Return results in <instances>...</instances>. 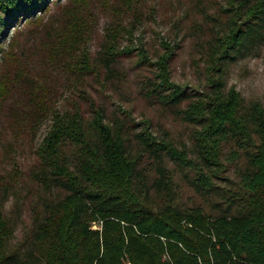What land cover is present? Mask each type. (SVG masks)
Listing matches in <instances>:
<instances>
[{
  "label": "trees",
  "instance_id": "trees-1",
  "mask_svg": "<svg viewBox=\"0 0 264 264\" xmlns=\"http://www.w3.org/2000/svg\"><path fill=\"white\" fill-rule=\"evenodd\" d=\"M53 1L0 0V60L16 48L14 35L21 22L37 20L43 25V45L54 65L80 57L84 61L80 68L66 66L74 77L91 73L93 64L99 67L96 74L111 70L119 58L132 53V48L117 45L123 33H134V17L127 24L130 30L121 32L117 21L107 28V38L93 56L83 50L92 37L94 21L93 12L85 10L89 0H69L57 14L43 19ZM105 5L113 6L109 0ZM222 9L227 29L207 39L202 90L186 95L172 81L174 48L166 39L160 41L154 62L143 48L138 52L139 63L155 69L148 93L167 101L194 127L195 159L187 155L185 146L178 150L171 143H157L147 129L136 135L143 145L154 146L151 153L166 151L181 168H192L199 184L211 189L212 179L224 178V146L241 147L245 160L237 191L224 194L226 206L220 207V213L212 216L200 208L182 211L169 201L152 202L150 190L137 180V159L126 149L121 129L105 121L103 110L93 109L84 117L52 108L48 96L36 92L26 71L21 78L29 87L30 115L36 116V122L50 120L36 148L35 177L43 189L53 188L61 197L45 204L22 251L12 245L14 228L4 210L9 185L2 189L0 264H264V108L256 102L243 108L238 92L227 90L220 77L237 48L256 31L258 21H264V0H225ZM109 11L119 20L137 14L134 4L133 10ZM12 27L15 33L6 42L5 32ZM160 172L156 193L168 189Z\"/></svg>",
  "mask_w": 264,
  "mask_h": 264
},
{
  "label": "rangeland",
  "instance_id": "rangeland-1",
  "mask_svg": "<svg viewBox=\"0 0 264 264\" xmlns=\"http://www.w3.org/2000/svg\"><path fill=\"white\" fill-rule=\"evenodd\" d=\"M69 3V0L51 2L43 19L57 14ZM109 4L114 7L106 6L105 0H89L85 7L93 12L94 21L92 37L83 50L95 56L107 38V28L117 21L122 25L121 32L130 30L127 24L134 17L136 21L131 29L134 33H123L117 45L133 51L119 58L111 70L102 69L99 74L95 73L99 67L93 64L91 73L74 77L66 66L83 67L81 52L80 58L54 65L43 45L46 37L40 20L22 21L15 35L13 27L5 32L3 40L7 42L14 35L16 48L7 50L5 58L0 60V195L9 185L10 196L4 210L14 228L12 245L22 251L28 246L32 224L40 219L45 204L61 197L53 188L43 189L35 177L39 171L36 148L50 120L36 122V116L30 115L29 87H25L26 81L21 78L26 71L36 92L48 96L52 108L84 117L93 109L103 110L105 121L121 129L126 149L137 159V180L143 189L150 190L152 202L158 205L170 202L182 211L200 208L215 216L220 213V207L226 206L224 194L231 196L237 191L238 174L245 160L241 147L224 146V178L212 179L211 189L199 184L192 168H181L165 155L166 151L151 153L154 146L143 145L136 136L147 129L157 143H171L178 150L185 146L187 155L195 159L194 127L184 122L167 101L148 93L155 69L150 64L139 63L138 52L143 48L149 61L154 62L160 41L166 39L174 48L170 61L172 81L180 84L186 95L202 90L206 81L207 39L227 29L226 10L222 9L225 0H109ZM133 4L137 14H127L121 20L109 11L133 10ZM258 24L220 74L224 87L238 92L243 108L254 102L264 108V21ZM160 169L168 181L164 193L155 191Z\"/></svg>",
  "mask_w": 264,
  "mask_h": 264
}]
</instances>
